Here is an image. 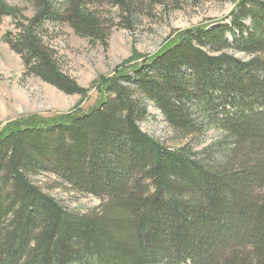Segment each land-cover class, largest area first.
Masks as SVG:
<instances>
[{"label":"trees","instance_id":"obj_1","mask_svg":"<svg viewBox=\"0 0 264 264\" xmlns=\"http://www.w3.org/2000/svg\"><path fill=\"white\" fill-rule=\"evenodd\" d=\"M38 5L27 18L0 0V16L25 20L6 41L27 72L86 95L36 31L63 15L49 0ZM84 6L74 1L64 19L96 37L101 26ZM143 57L95 80L90 109L2 129L0 264H264V0H239L229 22L179 30ZM146 100L179 135L224 136L199 152L165 146L141 128ZM42 170L103 202L68 212L31 181Z\"/></svg>","mask_w":264,"mask_h":264},{"label":"rangeland","instance_id":"obj_2","mask_svg":"<svg viewBox=\"0 0 264 264\" xmlns=\"http://www.w3.org/2000/svg\"><path fill=\"white\" fill-rule=\"evenodd\" d=\"M20 9L21 16L31 18L39 10L38 0H5ZM59 19H45L36 31L53 54L59 69L74 79L88 93H68L40 76L27 72L19 53L6 41L19 32L21 16H0V132L13 120L40 114L44 116L88 110L97 102L92 84L102 75H112L117 65L134 52L144 55L158 52L183 29L208 24L221 19L230 21L231 12L239 0H49ZM74 1L84 3V10L100 24V35L82 36L66 21ZM23 24V23H21ZM248 59L245 52L232 50ZM148 115L141 128L165 146L179 149L185 146L195 152L223 138V131L210 129L201 135L182 136L168 124L154 102L146 100ZM31 181L46 194L53 196L71 213L84 216L97 209L103 199L74 190L50 171L30 175Z\"/></svg>","mask_w":264,"mask_h":264}]
</instances>
